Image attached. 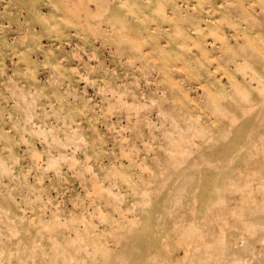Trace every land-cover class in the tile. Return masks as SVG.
Instances as JSON below:
<instances>
[{"label":"rangeland","instance_id":"1","mask_svg":"<svg viewBox=\"0 0 264 264\" xmlns=\"http://www.w3.org/2000/svg\"><path fill=\"white\" fill-rule=\"evenodd\" d=\"M0 264H264V0H0Z\"/></svg>","mask_w":264,"mask_h":264}]
</instances>
